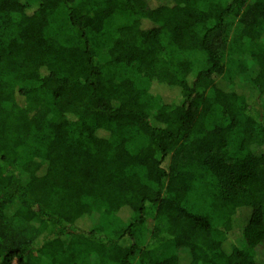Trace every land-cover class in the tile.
<instances>
[{
	"label": "trees",
	"instance_id": "trees-1",
	"mask_svg": "<svg viewBox=\"0 0 264 264\" xmlns=\"http://www.w3.org/2000/svg\"><path fill=\"white\" fill-rule=\"evenodd\" d=\"M0 264H264V0H0Z\"/></svg>",
	"mask_w": 264,
	"mask_h": 264
},
{
	"label": "rangeland",
	"instance_id": "rangeland-1",
	"mask_svg": "<svg viewBox=\"0 0 264 264\" xmlns=\"http://www.w3.org/2000/svg\"><path fill=\"white\" fill-rule=\"evenodd\" d=\"M232 23L234 26L237 25V20L232 19ZM51 29L52 30V34L55 38H57L59 41L61 42H66L72 32H71V26L68 22V19L66 18L65 15V11L63 9H59L54 16L52 17L51 20ZM224 63H225V72L223 75V79H225L228 82H231L233 79H239L240 75L245 72L248 67L251 65V60L250 57L248 55H246L244 58H242L241 60H239L238 62L234 61H230L228 58H224ZM251 68V66L249 67ZM146 86H148V83L145 84ZM19 84L17 85V92H18V88H19ZM239 93L247 95V93L243 92L240 89H237ZM153 91L156 94L161 95V97H163V99L167 100V101H171L174 100V92H171L169 90H162L159 87L154 86L153 87ZM16 92V101L18 102V104H23L24 101L22 99V97H20L19 95H17ZM9 211H14L15 205H9L8 206ZM110 222V226L112 228H116V227H122L123 224L120 223L117 219L115 218H111ZM151 227V221H150V225L149 228Z\"/></svg>",
	"mask_w": 264,
	"mask_h": 264
}]
</instances>
